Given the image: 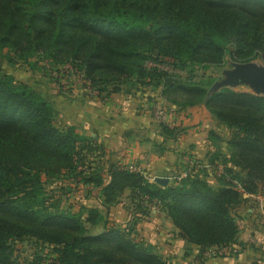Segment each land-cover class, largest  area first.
<instances>
[{
  "label": "trees",
  "instance_id": "1",
  "mask_svg": "<svg viewBox=\"0 0 264 264\" xmlns=\"http://www.w3.org/2000/svg\"><path fill=\"white\" fill-rule=\"evenodd\" d=\"M4 50L13 63L64 68L100 100L154 88L173 105L203 106L231 135L216 184L194 171L150 183L126 164L104 169L93 139L58 126L47 100L0 75V264H169L137 237L136 222L153 204L189 244H237L233 209L245 195H264V96L218 88L207 71L226 58L264 63V0H0ZM159 128L164 138H177L176 127ZM208 139L223 142L214 131ZM64 171L99 189L106 210L126 200L131 224L117 227L96 207L76 215L50 206L43 178ZM98 225L101 232L91 234ZM24 240L37 249L19 261L14 243Z\"/></svg>",
  "mask_w": 264,
  "mask_h": 264
},
{
  "label": "crops",
  "instance_id": "2",
  "mask_svg": "<svg viewBox=\"0 0 264 264\" xmlns=\"http://www.w3.org/2000/svg\"><path fill=\"white\" fill-rule=\"evenodd\" d=\"M58 95L62 99L59 113L69 122L63 125L75 127L80 135L93 139L102 148L104 169L115 163L133 165L142 170L150 183L158 177L171 182V174L189 154L209 155L212 150L209 132L217 133L216 128L221 125L203 106L183 108L173 105L162 99L154 88L144 89L143 93L112 94L100 100L88 97L84 89L75 85L68 96L62 91ZM156 107L168 111L170 126L178 131L175 140L161 136L159 123L153 115ZM97 194L87 207L107 211L98 203ZM258 194L245 195V201L233 209L239 226L237 244L242 247L233 257L195 261L203 249L180 239L170 220L154 204L149 206L150 214L136 222L138 239L165 256L169 264H264V209L260 215L255 205L252 211L243 209L259 199L264 200V195ZM108 219L117 227L124 220L126 224L122 227L133 221L131 213L122 205L111 207ZM247 240L255 242L247 243ZM168 254L172 257L167 258Z\"/></svg>",
  "mask_w": 264,
  "mask_h": 264
},
{
  "label": "rangeland",
  "instance_id": "3",
  "mask_svg": "<svg viewBox=\"0 0 264 264\" xmlns=\"http://www.w3.org/2000/svg\"><path fill=\"white\" fill-rule=\"evenodd\" d=\"M251 62L259 66H264V63L260 59H255ZM233 64L237 63H233L228 58H226L220 67L209 69L207 71V74L217 79L218 82L225 81L228 78V73L234 69ZM67 68H69V66ZM63 69L64 68H57L56 66H53L45 62L44 60H39V62H29L28 64L13 63L11 62L6 50L0 52V75H10L14 77L16 81L27 84L34 91L39 93L45 100L48 101L49 104L52 105L56 113V124L61 127L69 126L63 125V123L68 124L69 122L67 120L65 121L64 119H62L60 115L61 112L59 113V106H62L61 95H58L60 91L64 92L68 96L69 94H71V90L74 89L75 85H79L81 89H84L87 92L88 97H96V92L90 91L89 89L84 87L83 84L81 86L77 82L78 80L71 73H67ZM233 83L231 82L230 84H224L223 88H229L236 92H248L250 94H254V90L249 85L244 83ZM216 130L223 142L213 143V141L209 140L210 144L212 145V150L209 155L205 157L204 155L198 156L195 153L189 154L186 158V160L188 159V161H185L183 164H180L179 169L176 168L175 172L171 174V182L169 183L174 182L175 179L179 180L181 178H184L186 177V175L194 171V174L197 173L200 176H203V174H205L208 181H210L212 184H216V180L218 179V173L223 170L225 161L228 159V157H230L225 142L227 141V139H229L231 135V131L223 125L217 127ZM78 132L80 133V131ZM212 158H216L215 160L213 159L215 161L214 167L208 165V162H210ZM103 160L104 159L102 158H97L96 161H99V164H103ZM191 161L197 162L199 166H197V168H194L193 166H191ZM94 163H91V165L94 166ZM216 167L219 172L215 169ZM78 170L80 171L81 168H78ZM77 171H64L53 179H47L45 177L43 178L46 192L45 197H48L50 199V206L54 204L57 206L58 209L62 211L77 215L83 213L87 206L91 204V202L95 199L96 192L99 194V189H96L89 185H84L81 180L80 183L76 182V177L78 176ZM260 194L261 193H259L258 195ZM124 201L125 204L121 203L118 205H122V207L126 210L129 206L126 205V200ZM254 205L256 206L255 210H257V213L260 215V212L264 209V200L259 199L255 201L254 204L245 206V208L243 209H245V211H252L255 208ZM102 214L109 218V210L102 212ZM233 215L236 216L235 213H233ZM111 223L113 224V222ZM123 224H126L125 220L121 222L118 227L124 228L122 227ZM101 226L102 225H98L97 227L90 228V233L97 234L101 232ZM250 241L253 242L254 240ZM250 241L247 240V243H250ZM236 246L240 248L241 252L242 247H240L238 244ZM14 248V256L19 261L30 260L36 253L37 249L35 244L28 240L15 242ZM46 253H48V251ZM166 257L171 258L172 255ZM195 261H197L198 263L201 262L200 259H195Z\"/></svg>",
  "mask_w": 264,
  "mask_h": 264
},
{
  "label": "water",
  "instance_id": "4",
  "mask_svg": "<svg viewBox=\"0 0 264 264\" xmlns=\"http://www.w3.org/2000/svg\"><path fill=\"white\" fill-rule=\"evenodd\" d=\"M234 69L228 73V78L225 81L219 82L218 88H223L224 84L241 83L249 85L256 96L264 95V66H259L253 62L233 64ZM155 182L161 185H166L168 179L155 178Z\"/></svg>",
  "mask_w": 264,
  "mask_h": 264
},
{
  "label": "built area",
  "instance_id": "5",
  "mask_svg": "<svg viewBox=\"0 0 264 264\" xmlns=\"http://www.w3.org/2000/svg\"><path fill=\"white\" fill-rule=\"evenodd\" d=\"M153 115L158 123H163V124L170 126V122L168 120V113L164 109L160 107L154 108ZM186 161H188V159ZM190 163L191 165L194 164L193 161H191ZM127 168L130 171H135V172L142 171L139 167H135L133 165H128ZM239 252H240V248L233 244L227 247H217V248H210L207 250H203L202 257L203 258H215V257H221V256H235Z\"/></svg>",
  "mask_w": 264,
  "mask_h": 264
}]
</instances>
